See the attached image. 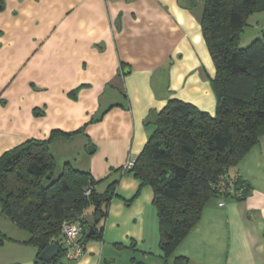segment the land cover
<instances>
[{
	"label": "crops",
	"instance_id": "0c3cea01",
	"mask_svg": "<svg viewBox=\"0 0 264 264\" xmlns=\"http://www.w3.org/2000/svg\"><path fill=\"white\" fill-rule=\"evenodd\" d=\"M204 6V0H0V157L54 130L75 132L51 141L55 158L71 146L64 163L101 180L99 192L117 181L103 239L85 241L78 259H40L29 232L1 211L0 264H264V135L230 171L249 186L247 195L212 199L167 262L153 187L122 171L171 98L216 111ZM259 36L264 32L250 41Z\"/></svg>",
	"mask_w": 264,
	"mask_h": 264
},
{
	"label": "trees",
	"instance_id": "16d2710c",
	"mask_svg": "<svg viewBox=\"0 0 264 264\" xmlns=\"http://www.w3.org/2000/svg\"><path fill=\"white\" fill-rule=\"evenodd\" d=\"M204 3L202 32L216 68L211 80L216 111L171 98L157 112L154 130L129 170L153 187L166 262L212 199L247 195L249 186L230 171L264 135V38L256 37L245 46L240 43L249 17L264 11V0ZM74 133L54 130L49 139L27 140L0 157L3 214L29 232L27 242L39 253L53 242L58 244V257L64 255L65 220L82 226L84 241L103 239L117 183L112 181L101 193L96 187L101 180L70 162L57 172L51 141ZM222 179L225 193L218 187ZM240 189L242 194L237 195Z\"/></svg>",
	"mask_w": 264,
	"mask_h": 264
},
{
	"label": "built area",
	"instance_id": "2783aa9c",
	"mask_svg": "<svg viewBox=\"0 0 264 264\" xmlns=\"http://www.w3.org/2000/svg\"><path fill=\"white\" fill-rule=\"evenodd\" d=\"M136 158L128 159L122 167V171L126 172L130 170L135 164ZM221 193H225L226 185L224 179L218 184ZM231 191H235L233 188ZM242 190H237V195L242 194ZM88 193V191H87ZM220 206L225 205L224 202L219 204ZM62 244L64 247V256L67 259L74 260L80 258L86 248V243L82 239V226L75 220H65L62 226Z\"/></svg>",
	"mask_w": 264,
	"mask_h": 264
},
{
	"label": "rangeland",
	"instance_id": "374dc122",
	"mask_svg": "<svg viewBox=\"0 0 264 264\" xmlns=\"http://www.w3.org/2000/svg\"><path fill=\"white\" fill-rule=\"evenodd\" d=\"M261 16V17H260ZM264 32V11L263 12H258V13H254L253 15H251L248 19V24L244 27V31L242 32L241 35V44L242 45H248V42L250 41V39L257 35L258 33ZM63 154L65 155H69L71 154V157L73 155V148L71 146H68L67 148L65 147V149H60V152L57 153L56 156V161H57V172L59 173L62 170V166L64 164V160L62 158ZM81 165V164H80ZM100 190V188H99ZM1 204H0V216H2V212H1ZM0 229H2L3 223H4V219L2 217H0ZM2 242V241H0Z\"/></svg>",
	"mask_w": 264,
	"mask_h": 264
},
{
	"label": "water",
	"instance_id": "95a60500",
	"mask_svg": "<svg viewBox=\"0 0 264 264\" xmlns=\"http://www.w3.org/2000/svg\"><path fill=\"white\" fill-rule=\"evenodd\" d=\"M89 151L90 152L93 151V148H91V146L89 147ZM1 200L6 201L7 196L2 195ZM92 231H93V228H91L89 235L92 233ZM59 252H60V248H59L58 244L51 243L40 253L39 257L42 260H49V259H52V258L56 257L57 255H59Z\"/></svg>",
	"mask_w": 264,
	"mask_h": 264
}]
</instances>
